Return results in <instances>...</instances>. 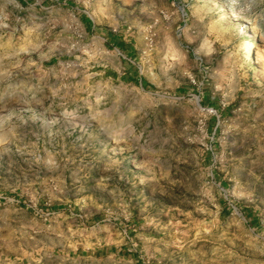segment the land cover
Masks as SVG:
<instances>
[{"label":"rangeland","instance_id":"1","mask_svg":"<svg viewBox=\"0 0 264 264\" xmlns=\"http://www.w3.org/2000/svg\"><path fill=\"white\" fill-rule=\"evenodd\" d=\"M0 264H264V0H0Z\"/></svg>","mask_w":264,"mask_h":264},{"label":"trees","instance_id":"2","mask_svg":"<svg viewBox=\"0 0 264 264\" xmlns=\"http://www.w3.org/2000/svg\"><path fill=\"white\" fill-rule=\"evenodd\" d=\"M116 44H117L118 48L126 54L127 57H130L131 54L133 53L132 50H130V48L128 46H126L125 44H123L121 42H116ZM136 78H137V72H136L135 68L132 65L127 64L126 74L124 75L123 80L128 81V82H131V81L133 82V81H136ZM252 216H253L252 221H255V216L254 215H252Z\"/></svg>","mask_w":264,"mask_h":264},{"label":"bare ground","instance_id":"3","mask_svg":"<svg viewBox=\"0 0 264 264\" xmlns=\"http://www.w3.org/2000/svg\"><path fill=\"white\" fill-rule=\"evenodd\" d=\"M253 50H254V46H253V44H251V43L247 44V46H246V52H245L247 58H251V57H252V55H253Z\"/></svg>","mask_w":264,"mask_h":264}]
</instances>
